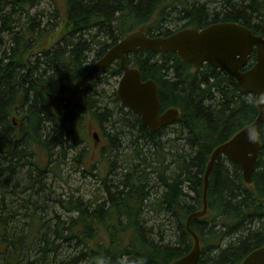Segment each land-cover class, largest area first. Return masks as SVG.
<instances>
[{"label":"trees","instance_id":"obj_1","mask_svg":"<svg viewBox=\"0 0 264 264\" xmlns=\"http://www.w3.org/2000/svg\"><path fill=\"white\" fill-rule=\"evenodd\" d=\"M50 1L46 9L39 7L41 0H0V264H169L193 245L185 223L203 208L211 152L255 118V96L208 63L194 68L176 52L140 49L126 63L155 81L159 109L179 108L174 122L151 131L117 99L115 89L114 108L94 110L103 101L94 99L96 86L120 76L118 61L59 117L47 93L70 91L88 68L89 52L94 51L91 61L101 57L139 26L149 36L169 34L174 29L162 22L182 16L162 9L152 23L161 0ZM221 1L213 14L208 1L183 11L198 23L186 25L236 21L264 35V0ZM248 58L245 68L255 60L253 53ZM87 117L112 123L110 148L113 139L129 137L130 147H138L136 160L118 180L102 177V200L50 198L47 176L61 174L69 160L85 161L88 150L77 146L86 140ZM260 128L250 185L228 157L219 154L213 163L206 214L190 220L200 239L197 264H241L264 245V122ZM167 129L178 133L175 141L161 140ZM110 165L109 171L115 161ZM149 213L167 216L171 237L148 224Z\"/></svg>","mask_w":264,"mask_h":264},{"label":"water","instance_id":"obj_2","mask_svg":"<svg viewBox=\"0 0 264 264\" xmlns=\"http://www.w3.org/2000/svg\"><path fill=\"white\" fill-rule=\"evenodd\" d=\"M140 49L164 52H177L185 62H191L194 67L209 63L226 71L245 91L254 94L258 113L246 126L240 128L227 141L218 144L211 152L210 160L204 173L203 202L201 210H195L187 217L185 226L194 238L191 250L183 256L174 259L169 264H197L201 253L199 237L190 226L194 216L206 214V194L213 163L219 154L229 157L241 167L242 176L247 184L252 182L254 162L258 157L260 141L258 140L260 125L264 121V35L254 34L248 26L236 21L210 23L202 28L186 27L175 30L167 35L147 36L139 28L128 32L124 37L105 51V54L95 59L88 69L76 81L67 94L48 92V100L55 114L61 115L73 101H81L85 84L94 77L96 72L106 69L115 60L121 65V76L117 83V98L140 117L142 124L151 131L173 122L180 113L179 108L168 107L160 112L157 86L152 79H142L137 67L125 63L126 55ZM254 52L255 61L247 69L242 70L248 61V56ZM249 134L256 137L249 139ZM241 264H264V245L256 247L248 253Z\"/></svg>","mask_w":264,"mask_h":264},{"label":"rangeland","instance_id":"obj_3","mask_svg":"<svg viewBox=\"0 0 264 264\" xmlns=\"http://www.w3.org/2000/svg\"><path fill=\"white\" fill-rule=\"evenodd\" d=\"M48 1L50 0H41V4L39 5V7L47 9ZM221 3V0H213L210 5L219 4L221 6ZM162 9H164L163 6L161 8H157L153 12L152 23L156 22L159 19V13L162 11ZM216 9L219 10L220 7H217ZM35 10L36 8H33L31 13L35 12ZM175 12L176 11L174 10L172 14L175 15ZM182 22L183 21L178 19V17L176 16H168L166 21L163 22V25L174 29L176 26L181 25ZM93 55L94 51L89 52L87 64H90V61L94 57ZM116 85V78H110L106 83L100 82L97 84V89L95 90V93L98 91L99 94L95 95L94 99L102 98L103 101L96 102V106L94 105L95 111L103 110V106L111 109L114 108V95L112 93L113 90L116 89ZM97 105L100 107H97ZM101 123L102 124H99L97 121L94 122L92 121L91 117H87L84 123L86 125V140L77 146L78 150L82 151L84 148L88 150L86 153L87 156L84 159L85 161L81 162L76 161L75 159L74 161L69 160L63 165V170H61V174H49L46 179L47 185L49 186H47V196H49L50 198L52 196L56 197L58 195L64 197L68 194H71L73 196H80L85 201H94L95 199L102 200L104 196H106L104 192V182H102V177L106 176L108 180H118L120 177H122V174L127 171V163H133V161L136 160L135 154L138 150V147L137 149H132L130 147L129 137L120 136L117 140L113 139V141H115V144L113 143L114 146L110 148V136L113 135L112 132L114 131V126H112V123L110 122L106 123L101 121ZM96 130H98L97 135H99V139H101L97 142V145L94 144L92 136L93 133L96 132ZM165 132L166 133L161 138L162 141H166L168 140V138H170V142L175 141L178 133L171 129H167ZM144 154L148 155L149 153L148 151H144ZM141 155H143V153ZM111 160L115 161V165L112 166V168L110 169L111 171H109L108 169L111 166ZM91 165H95V167L91 169ZM49 203L52 202L50 201ZM49 203V208L52 209L53 207L55 211L60 213L65 218L66 213H63L64 211L62 209H59L55 206L51 207V204L49 205ZM149 214L151 218L147 214H144V216L147 215L146 217L150 219L148 224L154 225V227H161V229H164L165 233L167 234V237L172 235L174 229L172 227L168 228L166 223V215L159 214V217H154L152 213ZM51 222L53 223L54 221ZM1 256L2 255H0V257Z\"/></svg>","mask_w":264,"mask_h":264},{"label":"flooded vegetation","instance_id":"obj_4","mask_svg":"<svg viewBox=\"0 0 264 264\" xmlns=\"http://www.w3.org/2000/svg\"><path fill=\"white\" fill-rule=\"evenodd\" d=\"M207 1L209 2L208 7H209V10H210V13H212V14L215 13L216 12V5H210L211 2H213L212 0H161V2H159V6L157 8H159V7L161 8L163 6L164 10L167 13H172L174 10L175 11L176 10L179 11L178 14L180 16H182V17H178V19L182 20L183 22H182L181 25L176 26L174 28V30H175V29H179V28H184V26L187 23H190V24L196 23V24H198L196 19L185 18L186 16H183L182 12L186 11V9H188L189 7H197L198 5H203V4L207 5ZM212 6H215V7H212ZM164 21H166V20H164ZM222 21H227V20H222ZM222 21H215V22H222ZM163 22H162V26H163ZM215 22L210 21V22H208L206 24H201L198 27H205V26L210 25V23H215ZM186 26H193V25H186ZM193 27H195V26H193ZM198 27H195V28H198ZM97 131L98 130H96L95 134H97ZM100 140L101 139H99V135L95 136L94 144L97 145V142L100 141Z\"/></svg>","mask_w":264,"mask_h":264},{"label":"clouds","instance_id":"obj_5","mask_svg":"<svg viewBox=\"0 0 264 264\" xmlns=\"http://www.w3.org/2000/svg\"><path fill=\"white\" fill-rule=\"evenodd\" d=\"M249 139H250V140H255V139H256V137H255V136H253V135H251V134H249Z\"/></svg>","mask_w":264,"mask_h":264},{"label":"bare ground","instance_id":"obj_6","mask_svg":"<svg viewBox=\"0 0 264 264\" xmlns=\"http://www.w3.org/2000/svg\"><path fill=\"white\" fill-rule=\"evenodd\" d=\"M25 20V19H24Z\"/></svg>","mask_w":264,"mask_h":264}]
</instances>
